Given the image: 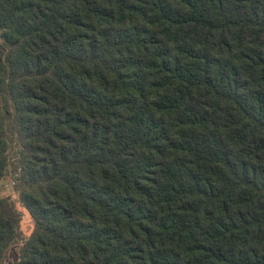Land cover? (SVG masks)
I'll return each instance as SVG.
<instances>
[{"label":"trees","instance_id":"trees-1","mask_svg":"<svg viewBox=\"0 0 264 264\" xmlns=\"http://www.w3.org/2000/svg\"><path fill=\"white\" fill-rule=\"evenodd\" d=\"M8 173L0 264H264V0H0Z\"/></svg>","mask_w":264,"mask_h":264},{"label":"rangeland","instance_id":"rangeland-1","mask_svg":"<svg viewBox=\"0 0 264 264\" xmlns=\"http://www.w3.org/2000/svg\"><path fill=\"white\" fill-rule=\"evenodd\" d=\"M13 180H14L13 175L8 173L7 175H5V177L1 181L0 186H1L2 194L9 196L11 198V200L15 203L16 208L20 214V217H21V220H20V230H21L20 238H21V240H24L32 232L33 224L31 222L28 209L18 200L19 197H18L16 187H15L16 184H14V185L11 184ZM16 247L17 246H12L9 248V250L7 252L6 262L4 264H10V262L16 258V256H17Z\"/></svg>","mask_w":264,"mask_h":264},{"label":"built area","instance_id":"built-area-1","mask_svg":"<svg viewBox=\"0 0 264 264\" xmlns=\"http://www.w3.org/2000/svg\"><path fill=\"white\" fill-rule=\"evenodd\" d=\"M15 182H16V181H15V179H14V180L12 181V183H11V184H12V185H14V184H15Z\"/></svg>","mask_w":264,"mask_h":264}]
</instances>
